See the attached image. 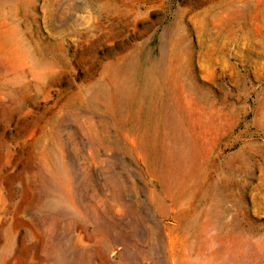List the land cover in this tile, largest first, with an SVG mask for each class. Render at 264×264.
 Instances as JSON below:
<instances>
[{
	"label": "rangeland",
	"instance_id": "374dc122",
	"mask_svg": "<svg viewBox=\"0 0 264 264\" xmlns=\"http://www.w3.org/2000/svg\"><path fill=\"white\" fill-rule=\"evenodd\" d=\"M0 264H264V0H0Z\"/></svg>",
	"mask_w": 264,
	"mask_h": 264
}]
</instances>
